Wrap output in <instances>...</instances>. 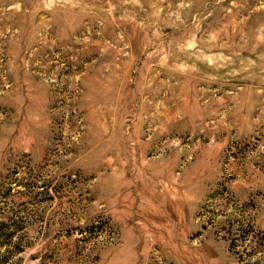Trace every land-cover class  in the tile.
Segmentation results:
<instances>
[{"label": "rangeland", "instance_id": "obj_1", "mask_svg": "<svg viewBox=\"0 0 264 264\" xmlns=\"http://www.w3.org/2000/svg\"><path fill=\"white\" fill-rule=\"evenodd\" d=\"M0 264H264V0H0Z\"/></svg>", "mask_w": 264, "mask_h": 264}]
</instances>
